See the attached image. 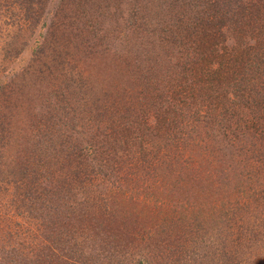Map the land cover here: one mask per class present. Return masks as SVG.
<instances>
[{
	"label": "rangeland",
	"instance_id": "374dc122",
	"mask_svg": "<svg viewBox=\"0 0 264 264\" xmlns=\"http://www.w3.org/2000/svg\"><path fill=\"white\" fill-rule=\"evenodd\" d=\"M208 25L222 82L162 38ZM258 27L264 0H0V264H264V92L225 88Z\"/></svg>",
	"mask_w": 264,
	"mask_h": 264
},
{
	"label": "trees",
	"instance_id": "16d2710c",
	"mask_svg": "<svg viewBox=\"0 0 264 264\" xmlns=\"http://www.w3.org/2000/svg\"><path fill=\"white\" fill-rule=\"evenodd\" d=\"M200 23V18L199 22L195 24V26ZM211 28L210 25L207 26V29L204 30L203 33H201V38L199 37L198 34H194L193 31H191L190 34H193L194 39H191L189 36V33L186 34L185 36L183 35V41H182V35L180 32L176 33L173 28H170V30H165L163 32V42H170L173 46L181 49L183 48L185 52V57H184V72H187L188 75L193 76L194 78L197 76L200 80V82H203V78L207 76V79H210V81H221V79L218 77V71L217 69H211V65L214 64L212 63L213 58H216L215 51V45L218 43L216 41L218 38L221 37V33L216 30H210L208 29ZM257 30V31H255ZM262 30L260 27L257 29H253L252 35L258 37V47L263 42V35H262ZM161 38V39H162ZM189 40V41H187ZM253 47H249V49H252ZM245 60V59H244ZM238 66L242 65L241 62ZM244 63V62H243ZM248 65V74L244 76H237L239 77L236 82L233 83H227L225 85V88L227 86L230 87L229 90H231V87L233 88V95L231 99L228 100V103L230 104H237L236 103V98L237 101L241 104L244 105L245 101L242 102V100L245 98L247 101L254 102V95L251 96V94L256 93L255 95L261 96L262 93L264 92V88L258 90V86L256 85L257 81H253L254 79L258 78V80L261 78V74L264 73V58L262 59V56L256 54L254 57H248L245 60L244 63V69H246V65ZM237 66V63H235ZM243 67V66H242ZM223 68V67H222ZM221 69V68H220ZM226 70L223 68V71ZM233 72V71H230ZM234 73V72H233ZM232 74H224L225 77H230L233 75ZM212 74V75H211ZM211 75V78H210ZM229 79V78H228ZM231 81V80H230ZM222 82V81H221ZM229 82V81H228ZM215 83V82H214ZM223 91H224V85H222ZM179 89V87H178ZM256 89V90H255ZM216 90H220L217 89ZM215 90V91H216ZM223 91H220L222 93ZM178 92H180L178 90ZM219 96V93L217 94ZM250 102H247V106H249ZM263 104H260L261 109L264 108V102ZM245 105V106H246ZM264 112V110L262 111ZM254 119H251L250 122H252ZM251 127H253V124H250ZM264 135V134H263ZM217 218V217H216ZM236 232V239L238 243H240V237L241 236H246V233L244 231V228L242 225H237V230ZM249 237V234H248ZM250 238V237H249ZM235 239V240H236Z\"/></svg>",
	"mask_w": 264,
	"mask_h": 264
}]
</instances>
